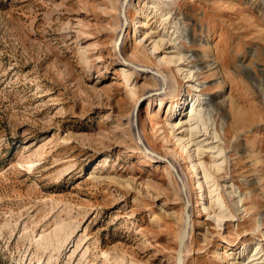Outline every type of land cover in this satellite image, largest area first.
Wrapping results in <instances>:
<instances>
[{
	"label": "rangeland",
	"instance_id": "1",
	"mask_svg": "<svg viewBox=\"0 0 264 264\" xmlns=\"http://www.w3.org/2000/svg\"><path fill=\"white\" fill-rule=\"evenodd\" d=\"M121 2L0 0V264H177L183 191L170 164L146 153L136 123L188 181L184 264H247L255 242L263 251L248 264H264V0H172L157 10L132 0L119 45ZM176 50L199 53L191 65L199 55L216 62L199 75L202 91L189 94L160 62ZM121 54L161 69L175 92L152 90L153 74L130 70ZM201 92L213 98L204 115L227 159L209 178L172 130ZM206 204L223 210V227Z\"/></svg>",
	"mask_w": 264,
	"mask_h": 264
},
{
	"label": "bare ground",
	"instance_id": "2",
	"mask_svg": "<svg viewBox=\"0 0 264 264\" xmlns=\"http://www.w3.org/2000/svg\"><path fill=\"white\" fill-rule=\"evenodd\" d=\"M121 1L122 2L127 1L128 2L127 7L129 5H131V3H132V0H129V1L128 0H121ZM170 1H172V0H151V2H152L151 7L155 8V10L160 9L164 6L170 7L169 6ZM122 2L120 4H122ZM165 11H166V8H165ZM166 12H170V9H169V11L167 10ZM126 14H127V8H126ZM127 18H128V16H127ZM123 24H124V18H122V24L121 25L123 26ZM122 26L120 27L119 35L122 34V36H123L124 33H123ZM122 40H123V37H122ZM163 40H164L163 38L162 39L161 38L155 39L153 41L155 48L158 45L162 46L164 44ZM119 51H120V49H119ZM151 52L155 53L156 50L153 49ZM189 53H183L182 50H176L171 55L166 56L165 60L161 59L160 62H164L167 64L174 65L176 74L182 76L184 81L187 82V86L189 88V94H190L191 93L190 91L192 89H197L198 91H202V87L205 85V82L200 80L199 75L202 73L204 68L214 69L217 67V64H216V62H212L210 60H209V62H206L207 59H204L203 56L199 55V57L196 58L194 63L191 65L190 62H192L194 60V58H195L194 55L199 54V53H196V52H191L190 54ZM192 57H193V60L190 61V58L192 59ZM120 60L127 62V63L132 62V63L138 64V65H142L138 62L132 61V59L129 57L122 56V54H121ZM186 61H188V62L185 63ZM128 68L132 71H137L133 66H128ZM151 70H154L156 72L154 74L152 73L153 74L152 76H154L159 81V86L155 89H152V90L159 91L164 96L175 92V91H173V92L170 91V89H169L170 88V79L168 76H166V74L161 69H157L156 67L155 68L153 67V69H151ZM176 81L178 82L177 78H176ZM175 98L177 100H181V99H183V96L177 95ZM191 100H192V105L190 107L189 106L187 107V109L190 108V110H188V112H186L184 114V116L182 117V118H184L183 120L181 118L180 122L178 124L172 125V130L178 129V128L181 129V131H179V132H181L183 135L177 137L178 142L183 147H185V149L188 151H191L193 149V153L195 155V158L198 161L197 164H201L203 166V168L205 170V177L209 178L211 176L210 170H214L215 172L223 170L225 163L227 161L226 156H224V150L222 147H220L219 143H217L215 140L214 141L210 140V139L216 138V140L218 139V141H220L222 139V135H221V133H218L215 129L213 132L211 129L212 133L210 134V132H209L210 131V129H209L210 125L208 126L209 123H207L206 117L204 115L206 113L204 105L205 104L206 105L212 104L213 98L211 96H208L205 93L201 92V93H195V95L192 96ZM163 102H164L163 97H160L159 98V104L161 105ZM149 105H151V102L149 103ZM206 115H207V113H206ZM136 133H137V137L139 139V142L141 143L142 147L145 150L152 149L150 151L153 152L157 156V158H159L161 160H163V159L168 160L169 163H171L176 168L178 173L180 174V176H181V178H182V180L186 186L187 198H188V200L192 201V210L190 211V213H191L190 214V229L188 232V238H189L190 232L193 231L192 229H194L193 225H192V216L194 213V207L195 206L193 204L192 197L189 193L188 181L186 179L185 173L181 170L178 160L173 159L171 157L169 158L167 155H162V154L157 153L152 147H148L144 137L141 134H138V132H136ZM136 133H135V135H136ZM212 134H213V136H212ZM206 151L212 153L211 161L209 163H207L203 159V155L206 153ZM165 157H168L169 159L165 158ZM198 187L200 188V191H203V188L205 186H203L198 181ZM234 193H238V192L233 187H231L230 191H228V195L233 196ZM210 195L212 198H214L216 196V195H214V189H210ZM216 199L219 203L223 202L221 200V198H219V197H216ZM241 202H242V198H239V200L236 203L240 204ZM204 203L205 202L203 200L202 202L199 203L198 206H196V208L202 207ZM204 208H205L207 215H209L210 218H212L214 220L216 225L223 227L224 220H225V215H224L223 210L220 207L218 209V207H214L211 204L204 205ZM259 214L256 216V219H255V226L253 228L254 232L260 231L262 229L263 222L261 221ZM188 238H187V241H188ZM187 241H186L184 248H183V251H182L183 260H185V257L187 254V251L185 249ZM176 248H177L176 249L177 250L176 259H177V257H178V244H177ZM254 248H255V252L251 256H249V258H251L249 261H252L254 259H258V257L256 258V256L261 254L263 251L262 246H260V242H255ZM245 250H246V246H244V248L239 252V256L241 255L240 253L245 252ZM249 261L247 262V264L249 263ZM229 263H231V264H244V260H242V261H240V259L232 260ZM183 264H184V262H183Z\"/></svg>",
	"mask_w": 264,
	"mask_h": 264
},
{
	"label": "water",
	"instance_id": "3",
	"mask_svg": "<svg viewBox=\"0 0 264 264\" xmlns=\"http://www.w3.org/2000/svg\"><path fill=\"white\" fill-rule=\"evenodd\" d=\"M129 1V0H128ZM127 5H128V2L127 1H124L122 2L121 4V8H120V11H121V17L124 18V24L122 26L123 28V33H125V30H126V27H127V15H126V8H127ZM124 36V34H123ZM122 41V34L121 35H118V38H117V42H120L119 44L121 45V42ZM128 65L130 66H133L137 71H140V72H144V73H156L154 70H151V69H148L146 67H143L141 65H138V64H135V63H127ZM158 93H160L159 91H157ZM135 112H137V108L135 110ZM136 126H137V132H139V129H138V124L136 123ZM140 133V132H139ZM146 153H148L149 155L153 156V157H156L157 156L151 152L150 150H146ZM164 162H167L168 164H170L178 182L180 183L181 185V189L183 191V196H184V200H185V210H184V227L180 233V236H179V243H178V257H177V264H183L184 260H183V254H182V251H183V248H184V245L187 241V238H188V232H189V229H190V201L188 200L187 198V195H186V186L180 176V174L178 173V171L176 170V168L171 164L169 163L168 160H165L163 159Z\"/></svg>",
	"mask_w": 264,
	"mask_h": 264
}]
</instances>
